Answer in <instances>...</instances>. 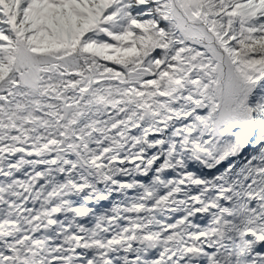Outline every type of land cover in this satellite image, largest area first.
<instances>
[{"label": "snow or ice", "instance_id": "6c2138e0", "mask_svg": "<svg viewBox=\"0 0 264 264\" xmlns=\"http://www.w3.org/2000/svg\"><path fill=\"white\" fill-rule=\"evenodd\" d=\"M0 264H264V0H0Z\"/></svg>", "mask_w": 264, "mask_h": 264}]
</instances>
